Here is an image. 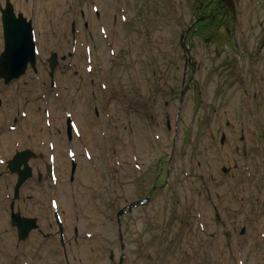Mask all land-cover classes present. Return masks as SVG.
<instances>
[{
    "label": "rangeland",
    "instance_id": "obj_1",
    "mask_svg": "<svg viewBox=\"0 0 264 264\" xmlns=\"http://www.w3.org/2000/svg\"><path fill=\"white\" fill-rule=\"evenodd\" d=\"M11 1L35 19L44 60L52 50L72 51L74 19L80 30L54 89L48 61L0 89L8 100L0 117L15 116L30 97L32 118L42 119L44 91L62 132L68 112L82 129L84 140L74 137L82 150L73 183L66 180L68 137L59 138L63 197L72 203L61 210L94 230L73 264L120 263L118 217L132 264H264V0H57L56 11L53 0ZM1 22L0 13V54ZM2 178L9 189L13 180ZM51 194L44 203L53 207L61 193ZM10 218L0 205L2 238L16 257ZM29 243L41 246L39 264L59 258L57 249L45 255L51 242L43 233Z\"/></svg>",
    "mask_w": 264,
    "mask_h": 264
},
{
    "label": "flooded vegetation",
    "instance_id": "obj_2",
    "mask_svg": "<svg viewBox=\"0 0 264 264\" xmlns=\"http://www.w3.org/2000/svg\"><path fill=\"white\" fill-rule=\"evenodd\" d=\"M2 84V90H7L10 85H5L4 81H2ZM29 101L30 97H26L25 104L23 105V110H25L26 112H28L30 109L28 105ZM7 102L8 100L0 98V109H7ZM11 105L12 104H10V106ZM21 109V105H19L18 110ZM8 120L9 117H4L2 119L3 122ZM45 120L46 117H42L41 121ZM51 120L55 121L56 115H52ZM59 127L60 126L55 123L54 125H48V127L45 126V128L39 129V131L35 133V137H39L42 139L39 142V145L32 144L22 146V149L29 148L33 150L35 152V155L21 157H16L15 153L17 151V148L15 147V145H9L8 143V138L13 136L14 133L10 132L9 130L0 129V138L2 139V142L0 143V175H9L13 180V185H11V193L8 196L9 208H12V206H14V209H21V211L32 209L31 212L27 211L25 216L34 217L36 219V226L29 231L28 238L24 240V242L19 240L20 237L16 239L18 242L17 245L20 246L21 244L24 247L20 254H24V252L25 254L27 253L31 236L35 235L36 231H39L43 233L44 238L48 240L49 243L51 242V244L46 245L48 249L46 247L44 248L45 254L48 255L52 253V255H56L55 249H57L58 256L64 257L66 262L70 264L73 258L78 257V246L85 240L86 237H90L89 233L92 232L91 229L85 227V224L83 222H78V220H76L77 216L75 215H73L72 220H68L67 217L69 216V214L66 210H61L60 212H58L61 217V220L58 221V213L56 211H51V209H49V206L44 203L43 199L40 198L38 201L35 200V197H37V195H40L41 193L43 195L45 194V192L61 193L60 195L62 196L63 192L66 191L65 188L62 191L63 187L61 186V179L64 178L63 172L66 171V164H64L63 161H58V158H60L59 138L63 137V135L65 137L67 136L68 138H66L68 143L69 141L73 140L74 136L72 130L68 129V126H63L68 135H65V132H62L61 127ZM56 129L60 130L57 132ZM30 136L31 135H29V137ZM66 157L69 171L66 177L67 179H64L73 182L78 176V163L77 160L70 157L68 153ZM16 160L19 162L21 161L18 169L17 164H15ZM21 178H24L25 181L20 186H17L18 181ZM16 189L19 193L20 198H15L14 200ZM68 190L69 189L67 188V191ZM69 191L70 193L73 192L72 189H70ZM3 204L4 201L2 198H0V205ZM13 228L16 227L13 226ZM118 228L120 233V246L124 247L125 235L121 229V220H119ZM82 253H85L84 250H82ZM17 258H19V255H17ZM111 258L112 260H114L113 253L111 254ZM121 261L123 263L125 261V257H122ZM12 262H14L13 264H16L14 260L8 259L7 255L0 249V263L11 264ZM60 262L62 263V261Z\"/></svg>",
    "mask_w": 264,
    "mask_h": 264
},
{
    "label": "water",
    "instance_id": "obj_3",
    "mask_svg": "<svg viewBox=\"0 0 264 264\" xmlns=\"http://www.w3.org/2000/svg\"><path fill=\"white\" fill-rule=\"evenodd\" d=\"M225 3L233 5L234 0H223ZM5 50L0 58V76L7 81L17 78L26 72L29 64H36V43L34 41L33 27L30 21L23 16L16 18L14 7L10 2L3 9ZM52 71L55 68V57L50 59ZM19 182L18 185L21 184ZM19 219L14 216V223L19 224ZM28 225V223L24 222ZM20 234L23 237L25 226L20 222ZM27 227V226H26ZM26 233V231H25Z\"/></svg>",
    "mask_w": 264,
    "mask_h": 264
},
{
    "label": "bare ground",
    "instance_id": "obj_4",
    "mask_svg": "<svg viewBox=\"0 0 264 264\" xmlns=\"http://www.w3.org/2000/svg\"><path fill=\"white\" fill-rule=\"evenodd\" d=\"M56 1L57 0H53V2L52 3H49L50 4V7H51V10H54V11H56V10H58L57 9V3H56ZM41 50H42V54H44L43 52V48H41ZM35 103H30L29 104V106H30V109H32V107L35 109V110H37V107L34 105ZM36 117H35V114H34V116H33V118H32V122H35L36 120ZM39 120H41V117L39 118ZM55 123H59L58 122V119L57 120H55ZM22 125H24L25 126V124L23 123ZM24 128V127H23ZM60 129H56V131L58 132ZM22 140H23V135L22 134H19V143H22ZM13 142H12V139H11V137L9 138V145H11ZM58 161L59 162H62V160L60 159V158H58ZM20 164L21 163V161L20 162H18L17 160L15 161V164ZM89 164V163H88ZM80 167L81 166H79V169H80ZM96 172V171H95ZM81 174H83L82 176L84 177H86V175H85V172L84 171H82L81 172ZM5 178H6V180L8 181V179H9V177H10V179H12V177L11 176H9V175H3ZM2 175H0V177L2 178L3 177ZM4 177L2 178V179H4ZM14 178V177H13ZM6 181H3L2 183L4 184ZM64 190V188L62 189V191ZM63 196H65V194L63 193V195H62V203L63 204H65V206L68 208V210L70 211L71 210V208H72V203L71 202H68V201H65V199H64V197ZM67 211V210H66ZM12 220L11 219H9V222H11ZM24 223V222H23ZM7 224V223H6ZM2 225V229H3V231H6V228H7V225ZM23 226H24V224H23ZM12 227V226H11ZM23 228H25V227H23ZM33 233H34V231H33ZM7 237H4V238H2L1 239V242L4 240V239H6ZM86 253V252H85Z\"/></svg>",
    "mask_w": 264,
    "mask_h": 264
}]
</instances>
